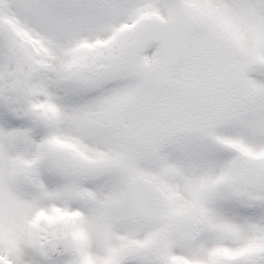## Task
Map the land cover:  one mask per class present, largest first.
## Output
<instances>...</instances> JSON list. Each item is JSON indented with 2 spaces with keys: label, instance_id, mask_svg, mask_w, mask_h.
Listing matches in <instances>:
<instances>
[{
  "label": "snow or ice",
  "instance_id": "1",
  "mask_svg": "<svg viewBox=\"0 0 264 264\" xmlns=\"http://www.w3.org/2000/svg\"><path fill=\"white\" fill-rule=\"evenodd\" d=\"M0 264H264V0H0Z\"/></svg>",
  "mask_w": 264,
  "mask_h": 264
}]
</instances>
